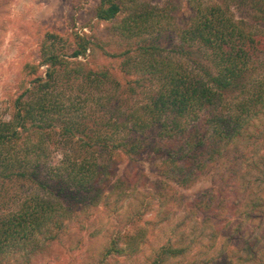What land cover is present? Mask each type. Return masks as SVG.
<instances>
[{
	"label": "trees",
	"instance_id": "16d2710c",
	"mask_svg": "<svg viewBox=\"0 0 264 264\" xmlns=\"http://www.w3.org/2000/svg\"><path fill=\"white\" fill-rule=\"evenodd\" d=\"M235 1L252 11L249 21L236 18L227 3L197 2L193 15L164 44L143 35L167 30L168 10L146 9L136 0H100L94 16L104 22L133 4L117 30L140 44L119 55L106 54L123 58L121 77L71 60L95 47L87 39L79 37L77 48L63 57L52 52L57 36L47 35L41 49L44 74L24 82L14 114L0 122V264H33L45 246L63 240L67 250L79 251L86 240L71 234L70 223L76 220L85 232L88 221L77 219L89 218L100 206L106 208L100 222L108 232L93 254L96 264L121 255V244L130 245L135 238L149 249L150 264H232L225 248L230 236L246 245L239 251L249 257L239 254V262L264 264L258 253L261 238L253 235L255 223L264 219V158L249 164L258 173L252 180L233 176L235 161L246 158L243 150L254 146V151L264 142V32L256 28L264 24V0ZM52 151L61 154L54 166L48 162ZM117 155L149 164L152 180L143 169L117 175ZM218 169L224 181L238 180L253 189L249 214L223 218L229 209L219 196L212 201L213 219L199 210L198 229L208 230L186 246L146 242L138 225L156 199H165L172 184L190 187L211 171L215 178ZM149 181L151 189L136 190ZM25 183L31 190L16 199L11 186L20 190ZM194 203L201 209V199ZM129 229L138 236H129ZM214 238L222 240L223 255L213 250Z\"/></svg>",
	"mask_w": 264,
	"mask_h": 264
},
{
	"label": "rangeland",
	"instance_id": "374dc122",
	"mask_svg": "<svg viewBox=\"0 0 264 264\" xmlns=\"http://www.w3.org/2000/svg\"><path fill=\"white\" fill-rule=\"evenodd\" d=\"M99 1L0 0V122L11 119L15 112V100L22 93L24 82L44 74L46 66L40 63L42 60L41 49L48 39V34L57 36L52 52L63 57H69L77 48L79 37L87 39L92 44H95V47L89 49L84 58L71 60L86 62L87 67L93 70L100 68L110 69L112 73L114 72L121 77L119 67L123 58L120 56L110 57L106 56V54L107 52L121 53L131 49L134 50L140 44L139 41H136L137 39L128 40L124 36H120L117 30V25L128 18V14L131 13L129 10L133 4L126 5L117 18L104 22L97 20L94 16V10L98 6ZM197 2L203 3L204 6L211 3H227L236 18L248 20L251 19L250 16L252 17V11L246 5L235 0H136V4L140 3L146 9L157 7L160 11L162 9L168 10V18L163 21V25L167 30L160 33L152 32V34L148 32L143 35L145 36L144 39L148 40L156 37L161 40V43L168 44L165 42L169 41V36L174 38L176 35L175 29L179 27L180 23L193 15ZM139 8L141 9V7ZM256 28L264 32L263 23L256 25ZM27 65H29L30 69L26 68ZM254 76L256 77L257 74H254ZM259 117H262L261 113ZM262 119L264 120V117ZM253 148L254 146L248 150L245 148L243 153L246 158L237 160L234 166L232 165L236 170L233 176L244 177V181H248L253 179L252 175L258 174L249 167V164L256 161L258 163L260 158H264V142L260 143L259 149L253 151ZM60 158V152L52 151L50 161H48L50 162L49 165H57ZM116 158L118 159L114 161V165L116 166L117 175L137 174L138 170L141 171L143 169L144 173L152 180L154 172H152V167H149V164L138 165L130 161L126 156H118ZM231 159L232 157H230L229 161ZM224 167H228V165ZM220 169L215 171V178L213 177L214 173L211 171L209 174L201 176L202 178L194 182L190 187H178L172 184L173 190L167 188L165 192L167 197L163 200H160V198L156 199V203L153 204L149 213L143 217V221L138 225L139 229H141L140 233L143 234L146 242L150 241L154 247H159V245H163L167 240H170L175 244L180 243L182 247L186 246L193 237H198L201 232L208 230H203L206 226L198 229L202 220L199 210L203 214L206 213L208 218L213 216V219L215 212L212 209L214 208L212 201L213 199L218 200L219 196L226 199L225 203L228 205L230 212L226 213L225 211L223 218L234 219L239 215L245 218V215L249 214L252 208L250 200L254 197L253 189H247L248 185L244 182L238 184V180L227 178L224 181L222 179L223 170ZM44 175L43 171L42 176ZM150 183L151 181L142 185L138 184L136 190H149L151 189ZM11 188L10 193H16L14 196L16 199L20 196V193H23L22 197H25V194L31 190V186L26 183L22 185L20 190L17 187L13 188L11 186ZM175 191L178 196L173 198L171 194H174ZM208 196L211 201L207 199ZM200 199L202 203L201 209L194 208V201L198 202ZM225 199L223 200L225 201ZM130 200V198L125 199L122 203L123 206H120V208L124 210ZM207 200L208 204L205 205ZM114 202L115 200L112 201V203ZM105 209L100 206L92 212V216L89 218L85 219L81 215V218L77 219L79 221H88L85 232L79 231V223L76 220L71 221V234L79 233L86 240L85 246H82L79 251L74 248H72V251L67 250L68 244L63 240L61 244L54 243L50 246H45L44 252L35 258L33 264H96L97 261L94 259L93 254L95 256L97 249H99L101 242L105 240V235L108 232V229L105 231L104 224L100 222L101 218L107 215L104 212ZM102 220H105V218ZM244 224L249 226L248 220ZM221 226L222 224L218 222L217 227ZM193 227L197 229L195 233L192 229ZM254 227H258L253 235L261 238L258 242V247L261 248L258 253L264 262V219L257 221ZM224 230L225 233L228 232V229ZM127 233L134 238L138 236L135 229H129ZM135 239L130 245H127V243L121 244L124 252L121 255L109 258L107 264H150L147 258L149 249L144 247L140 238ZM203 240L205 241L206 239ZM230 240L229 248L227 246L225 248L229 257L234 258L231 263L246 264L237 260L239 254L244 255L241 251H244L246 245L239 242L236 236H230ZM87 242L92 245L91 248L87 247ZM221 242V239L214 238L212 244H216L213 250L222 254L224 247ZM208 244L211 248V243ZM237 247L240 248L237 249ZM193 253L194 251H191V254ZM44 254L46 255L45 257H43ZM222 255L221 257L224 258ZM187 256L185 255V258H188ZM246 257L249 256L244 255V258Z\"/></svg>",
	"mask_w": 264,
	"mask_h": 264
}]
</instances>
